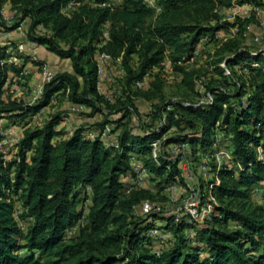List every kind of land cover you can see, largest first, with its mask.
<instances>
[{
  "label": "trees",
  "instance_id": "trees-1",
  "mask_svg": "<svg viewBox=\"0 0 264 264\" xmlns=\"http://www.w3.org/2000/svg\"><path fill=\"white\" fill-rule=\"evenodd\" d=\"M153 1L160 14L146 0H123L121 5L115 0H13V10L20 15L16 24L7 26L0 15V29L7 32L28 21L27 40L70 61L72 67V73L56 74L37 104L5 100L9 72L18 70L4 64L7 47L0 46V121L25 128L6 164L0 153V264H264V194L261 203L252 201L253 189L264 185V50L234 45L221 60L232 76L217 68L218 78L205 84L204 96L210 93L212 103L160 98L151 113L155 128L141 133L132 130V113L124 102L109 104L98 91L97 56L105 53L114 60L122 57L120 74L128 87L168 57L183 74V85L202 97L196 91L197 73L181 65L193 59L201 37L230 26L220 23L217 10L231 1ZM70 2L79 6L68 17L61 11ZM243 2L264 7L257 0ZM106 27L108 41L103 37ZM133 56L139 59L138 68L131 65ZM236 67L247 72V80L236 76ZM163 84L159 78L153 81L154 91L146 97L161 95ZM67 91L68 103L91 109L82 117L100 115L101 121L79 126L69 135L62 126L69 116L65 110L51 115L43 127H31L29 118ZM106 125L118 132L120 150L82 137L84 130ZM165 135V154L156 164L150 158L151 144ZM218 135L219 148L229 150L231 159L220 169L210 163L216 203L203 224L187 217L135 215L152 196L144 187L125 195L134 176L130 156L147 170L145 182L152 180L164 192L173 184L185 185L181 167L171 159V144L190 145L194 161L212 150ZM80 187L91 189L88 206ZM207 191L203 190L202 204L208 201ZM18 206L21 213L16 218ZM19 221L27 224L26 233ZM157 228L170 237L155 242L151 233ZM186 230L195 233L196 242L185 236Z\"/></svg>",
  "mask_w": 264,
  "mask_h": 264
},
{
  "label": "built area",
  "instance_id": "built-area-1",
  "mask_svg": "<svg viewBox=\"0 0 264 264\" xmlns=\"http://www.w3.org/2000/svg\"><path fill=\"white\" fill-rule=\"evenodd\" d=\"M230 5L226 7L219 8V12H221L222 22L230 23L229 30L231 32L230 38L236 36H242L243 38H249L253 35L254 44L260 47V50H264V7L257 5L252 2H243V0H230ZM146 4L154 9L157 14L161 13V8L153 1L146 0ZM112 5H115L112 1ZM79 4L70 2L65 7L62 8V14L65 16H71L76 10ZM0 15L2 21L7 26H13L16 24L18 20V12L13 11V15L5 16V14L0 11ZM252 22H255L259 25V34H252ZM232 25V26H231ZM26 25L25 22H22L18 28L15 30L24 40L20 42H14L12 32H7L3 29H0V46L7 47L8 57L4 61V64L9 69H17L18 72H13L10 70L7 82L4 86V91H7L11 83H14V86L17 88H21L28 94L27 101L28 104L34 105L40 102L43 97L44 89L46 85L50 84L58 73L57 69L49 66L46 63H42L38 66V70L40 71V79L36 84H30L28 79L33 77V70L23 64L21 59L25 58H35L37 55L38 45L34 42L27 40L26 36ZM103 37L105 41L109 40V31L108 28L103 29ZM228 37L226 34L222 33V31L215 32L212 35H206L200 38L197 43L193 59L198 58L205 49V46L210 42H220L224 44L228 41ZM98 63V91L100 95L109 103L114 104L115 99L109 94L105 93L102 89V84L107 77V66L108 64H118L122 66V57L114 60L111 56L101 53L97 56ZM174 63L166 57L159 65L152 68L148 71L140 80H137L132 86L135 90H144L150 88L153 81L154 75H158L160 79L165 82H178L179 74L176 72L174 68ZM221 68L224 71V75L227 77L232 76L231 70L227 67L226 63H224ZM240 67H236V70ZM121 73L124 74V70L121 69ZM206 81L196 80V91L202 97L199 100L200 105H208L213 102V97L210 93L205 94ZM19 85L21 87H19ZM68 94L69 91L65 94L66 103H68ZM247 96L243 98V103L246 101ZM170 110V107L167 108ZM59 110L57 108H51V104L45 108L40 109L37 113L32 115L29 118V122L31 125H35L38 127H43L45 123L43 120H49L51 115H55ZM152 108H150L149 113H152ZM67 112L69 116H81L82 114H89L91 109L86 105H75L68 103ZM68 117L64 119L63 127L69 135L74 134V132L78 129V125L75 123L68 122ZM165 120V116H163V122ZM25 128L21 126H10V127H0V153L2 154V160L4 164H6L10 160V150L15 147L21 140L23 132ZM175 129H171V133L174 132ZM169 135L163 136L161 139H157L151 144V154L150 158L156 163L159 164L161 156L165 154L164 152V141ZM82 137L89 141H100L104 145L106 149L120 150V141L119 134L115 131L114 126L106 125L103 127H92L84 130L82 132ZM221 135L216 137L215 143L213 145L212 150L208 153L203 154L201 157L203 159L201 169L202 173H197L193 170V163L189 161V158H192L191 155V147L188 144H171L169 148V153L171 159L178 163L182 170V176L185 180V185L180 186L179 184H173L167 187L164 192L167 195L175 196L174 194H184L187 195V199L180 208H178V216L177 219L182 217H187L189 221H193L196 224H203L212 214L213 212V203H216L212 195L213 185L209 184L207 188L204 190H208V201L205 204H202L203 201V190L201 183V175H205L206 173L211 172L210 163L214 162L218 169L226 164L231 159V152L225 148H219V143L221 139ZM259 155L262 158V150L259 149ZM132 171L134 176L130 179L129 186L125 191V195H129L132 191L138 190L144 187L145 180L148 177L147 170L144 169L143 164L135 157L130 156ZM188 166V167H187ZM216 182L219 184L220 181L216 178ZM82 189V187H80ZM84 195L88 196V202H90V188H83ZM264 189L262 187H255L252 191V199L256 201H260L262 199V193ZM262 201V200H261ZM261 203V202H259ZM140 210L142 211L141 216H147L152 213L154 214H162L167 216L168 213L163 214L161 211V207L156 205V203H152L151 201H144L141 204ZM21 213L20 206L16 208L15 217ZM19 226L23 233L27 232V224L25 222L19 221ZM78 229L76 226L71 231L67 232L68 236H71L72 233ZM152 233H158L157 230H153ZM159 255V252H156Z\"/></svg>",
  "mask_w": 264,
  "mask_h": 264
},
{
  "label": "rangeland",
  "instance_id": "rangeland-1",
  "mask_svg": "<svg viewBox=\"0 0 264 264\" xmlns=\"http://www.w3.org/2000/svg\"><path fill=\"white\" fill-rule=\"evenodd\" d=\"M119 1V5L122 4L123 0H117ZM259 3H264V0H257ZM13 0H1L0 1V11H2L5 16H11L13 15ZM218 15L220 16V23H226L222 22V17H221V12L217 10ZM17 17L19 18L20 15L18 14ZM186 22H191L192 20H189L188 18L185 19ZM27 22H25L26 29H27ZM228 23V22H227ZM210 24V23H209ZM214 21H212L211 25L213 26ZM230 24V23H228ZM232 26V25H231ZM44 31V30H43ZM222 33L226 34L227 37L229 38L228 41H226L224 44L220 42H210L205 46L204 51L202 54L195 59H191L188 63H184L181 65L183 69H185L187 72H196L197 73V78L196 80H202V81H210L213 82L215 78H218L217 74V68H221V66L224 64L223 60L225 57H228L230 55V48L235 47L239 45L240 47H246L250 49L252 52H258L260 50V47L254 44L253 41V35L249 38H243L242 36H236L233 38H230L232 35L229 26L226 28H223L221 30ZM45 32V31H44ZM252 34H259V25L255 22H252V29H251ZM26 33V32H25ZM19 34V33H18ZM21 40H24L21 36V33L17 36L14 37V42H19ZM235 45V46H234ZM47 50V49H46ZM131 65L134 68H138L140 65L139 59L136 56L132 57L131 60ZM57 67V66H55ZM63 69L67 68L62 66ZM113 67L115 68L116 71L112 72L111 75H107L105 78L103 84H102V89L104 90V84H107V89L105 93L109 94L112 96L115 101H118L120 103H125L126 106L130 109L131 111V118H130V123H131V128L132 130L137 133H141L142 130H149V129H154L155 126L152 124V117L151 114L149 113L150 108L153 110V105L156 102H160V98L165 101H170L173 103L176 102H187V101H198L200 98L194 94V92L190 91L183 85L181 79L183 77V74L181 72H178L179 74V81L178 82H165L162 87V93L161 95H158L157 97L153 98L152 100H149L146 96L151 94L154 89L153 87L150 86V88L144 89V90H135L133 89L132 86L128 87L126 85V78L121 75V69L122 66L118 64H113ZM14 70V69H13ZM176 70V69H175ZM232 70V69H231ZM237 74L236 76H241L240 78L242 80H247V72L240 67L239 69L236 70ZM177 72V71H176ZM35 73L39 76L38 79H40V71L36 70ZM35 74V75H36ZM30 77L28 79V82L32 84V80L35 78ZM153 78L156 81V79H160L158 75H154ZM106 80H109L106 82ZM38 83V82H37ZM110 83V84H108ZM34 84V83H33ZM19 87H21L19 85ZM17 95L20 97H28V94L22 89V87L19 89L14 86V83H11L10 88L5 91L4 93V99H10L11 96ZM64 102L65 100V95L61 96L59 99L52 100L51 103V108H57V110L63 112L64 109ZM118 117V116H117ZM113 118V116H111ZM116 118V115H114V118ZM44 123H47V120H43ZM9 121L5 122L3 127H10L9 126ZM17 126H15L16 128ZM31 127H35V125H31ZM32 129V128H31ZM14 148V147H13ZM10 150V155L12 154V150ZM13 157V155H12ZM197 160H194V157L189 158V161H193V170L195 172H199L203 174V171L201 169L203 159L202 157H197ZM188 167V166H187ZM201 183H202V190H205L207 186L210 184V182L213 180L212 172L206 173L205 175H201ZM145 189L150 193L152 197H149L150 201L152 203H156V205H159L161 207V211L163 214H167V216H178V208H180L182 205H184L187 195L188 194H177L175 193L174 197L172 195H167L165 192H160L158 188L156 187V183L153 182L152 180H148L144 184ZM264 194V192L262 193ZM260 201H256L252 199L253 203L259 204ZM88 206V203L86 204ZM142 211L140 208H137L135 211L136 216H141ZM162 215V214H161ZM164 216V215H163ZM155 226H161V222H156ZM158 233H151L153 236V239L155 242L156 240L159 239L160 241L167 240L170 236L169 233L166 235L161 232L157 228ZM185 236L191 241V242H196L195 238V233L191 230H186L184 232ZM168 244V243H166ZM57 260L56 257H53L51 259L52 262H55Z\"/></svg>",
  "mask_w": 264,
  "mask_h": 264
},
{
  "label": "crops",
  "instance_id": "crops-1",
  "mask_svg": "<svg viewBox=\"0 0 264 264\" xmlns=\"http://www.w3.org/2000/svg\"><path fill=\"white\" fill-rule=\"evenodd\" d=\"M115 2H118L117 0H115ZM12 35H13V39L15 36L18 37V32L16 31H13L12 32ZM20 42V41H19ZM23 64L26 65L27 67H29L31 70H33V75H35V71L38 70V65H36L35 62H42V63H46L48 64L49 66L57 69L58 72H71L72 73V67H71V62L68 61V60H63V59H60L58 58L57 56H55L54 54L50 53L49 51L46 50L45 47H42V46H38V49H37V55L35 58H25V59H21ZM64 67H67L65 69H63V66ZM57 66V67H55ZM115 70V68L113 67V64H108L107 66V75H111V73ZM35 78L32 80V84H36L38 81H39V76L36 74L34 76ZM109 80H106V82H108ZM110 84V83H108ZM111 85V84H110ZM107 89V84H104V90L106 91ZM103 90V91H104ZM104 91V92H105ZM11 98H17V99H22V100H27V97H20L17 96V95H14V96H11ZM60 96L58 98H55L54 100L56 101L57 99H59ZM63 110H66L67 111V103L64 102V109ZM68 122L70 123H75L76 125L78 126H90V125H93L94 123L96 122H100L101 121V117L100 115H96L94 118H84L82 116H74V117H71L69 116ZM5 122H7V120H1L0 121V127L1 126H4ZM63 126V125H62ZM260 187H262L264 189V185L262 184ZM145 188V186H144Z\"/></svg>",
  "mask_w": 264,
  "mask_h": 264
}]
</instances>
